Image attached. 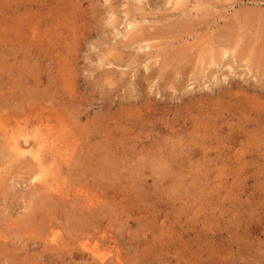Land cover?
Wrapping results in <instances>:
<instances>
[{"label":"rangeland","instance_id":"374dc122","mask_svg":"<svg viewBox=\"0 0 264 264\" xmlns=\"http://www.w3.org/2000/svg\"><path fill=\"white\" fill-rule=\"evenodd\" d=\"M20 1L0 131L33 130L68 204L26 218L45 177L0 157V264H264V0H71L41 36Z\"/></svg>","mask_w":264,"mask_h":264},{"label":"bare ground","instance_id":"6f19581e","mask_svg":"<svg viewBox=\"0 0 264 264\" xmlns=\"http://www.w3.org/2000/svg\"><path fill=\"white\" fill-rule=\"evenodd\" d=\"M75 1V0H74ZM78 1V0H76ZM93 1V0H92ZM110 1V0H109ZM69 2H71L69 4ZM67 2L66 0H21L19 2V4L17 5L19 8L20 7H24L26 9V12L21 16L20 19L28 21V23H34L38 25V28L36 26L33 27L32 32H34L35 35H40L42 34V32H44L43 29H45L47 32L49 31L47 27H51L52 30V26L56 24V22L62 21V17L67 16L68 18L70 17L69 11L70 9H74V3L73 1H69ZM179 1L176 0L175 3H178ZM99 4V3H98ZM74 6V7H73ZM23 8V9H24ZM35 8V12H32L30 10ZM94 8V7H93ZM97 8V7H96ZM179 8H181L179 6ZM100 10V8H99ZM102 10V9H101ZM97 11V10H96ZM111 11V10H110ZM101 12V11H100ZM17 13V12H16ZM97 13V12H96ZM109 13V12H108ZM113 14V12H112ZM96 16V15H95ZM98 16V15H97ZM19 17V16H18ZM108 17V16H107ZM47 22V23H46ZM24 24V21L22 22ZM26 23V22H25ZM51 23V24H50ZM115 23V22H114ZM169 24V23H168ZM132 26L134 24H131ZM40 27H43V29H41ZM98 27V26H97ZM176 27V26H175ZM150 28V27H149ZM105 29V28H104ZM132 29V28H131ZM45 31V32H46ZM159 31V30H158ZM138 32V31H137ZM167 32V31H166ZM155 33V32H154ZM135 34V33H134ZM139 34V33H138ZM149 34V33H148ZM41 36V35H40ZM131 36V35H130ZM164 37V36H163ZM58 38V37H56ZM135 38V37H134ZM142 37H137L138 39H141ZM150 39V38H149ZM148 40V39H146ZM142 41V40H141ZM132 42V41H131ZM126 43V42H125ZM156 44V43H155ZM130 47V46H129ZM150 47V46H149ZM226 49H228L226 47ZM241 49V48H240ZM179 50V49H178ZM215 50V49H214ZM224 51V50H223ZM228 50H225L224 53H226ZM174 52V51H173ZM216 52V51H215ZM214 52V53H215ZM240 53V52H239ZM157 54V53H156ZM217 54V53H216ZM245 54V52H244ZM256 54V53H255ZM218 55V54H217ZM258 56V55H257ZM108 58V57H107ZM110 58V57H109ZM121 59V58H118ZM255 59V58H254ZM178 60V59H177ZM257 60V59H256ZM261 60V59H260ZM121 61V60H120ZM258 61V60H257ZM253 62V61H252ZM115 63V62H114ZM164 63V62H163ZM262 63V61H261ZM161 65V64H160ZM177 69V68H176ZM2 124V123H1ZM3 125V124H2ZM5 125V124H4ZM1 126V125H0ZM7 126V125H6ZM3 127V126H2ZM7 129V128H6ZM1 130V129H0ZM3 130V129H2ZM26 128L21 129L18 132V135H15V133H12L9 135L8 131H5L4 133H2L1 131V138H0V154L1 155H5V156H0L1 158H8L15 161V163H17L18 168H24L27 172V174L29 175V177H32L33 179H37V178H41V172L43 173V176L45 178H43V182L38 184V185H30L32 188L31 191V197H32V204L30 206L31 208V212H33V214H31V212L29 214H27L25 217L26 218H32L33 215H37L38 211L41 210H50L53 208V210L55 209H59L60 206L62 207L63 204L67 205L68 201L65 200H61L60 201V205H56V202L58 203V201L53 200V196H51L50 192L55 189L53 186V182L50 181L47 178V174L50 171V167L48 166V155H46V153L51 152L50 149L46 150L41 148V144L38 141L39 138H35V134L31 132H29V130L26 132ZM70 131V130H69ZM60 133V132H59ZM51 135V133H50ZM51 139V138H50ZM53 140V139H52ZM54 143V142H53ZM49 148V147H48ZM52 153V152H51ZM49 154V153H48ZM55 161V158H54ZM50 163V162H49ZM15 165V164H14ZM51 165V164H50ZM16 166V167H17ZM53 166V165H52ZM51 166V167H52ZM55 167V166H54ZM53 169V167H52ZM18 170V169H17ZM21 171V170H20ZM37 174H34L36 173ZM18 174V172H17ZM2 178V177H1ZM3 181H0V185ZM36 182V181H35ZM56 187V186H55ZM1 188V187H0ZM57 189H59L57 187ZM56 190V189H55ZM50 191V192H49ZM55 192V191H54ZM67 193V192H66ZM59 194V193H58ZM64 194V193H63ZM62 194V195H63ZM68 195V194H67ZM29 198V197H28ZM50 198V199H48ZM64 199V198H63ZM31 200V201H32ZM29 206V205H28ZM84 207V206H83ZM81 209V208H80ZM42 212V211H41ZM43 212V213H44ZM55 213V212H54ZM41 214V213H40ZM42 215V214H41ZM48 215L50 217V215H52V211L51 214L48 212ZM24 217V218H25ZM42 217V216H41ZM40 217V218H41ZM53 217V216H51ZM48 218V217H47ZM27 220V219H26ZM29 220V219H28ZM40 220V219H39ZM52 220V219H51ZM38 222V220H37ZM53 220L51 221V223H47L48 226H50L52 228L53 226ZM44 223V222H43ZM46 223V222H45ZM36 227V226H35ZM6 237V236H5ZM21 238V237H20ZM23 238V237H22ZM19 239V238H18ZM17 239V240H18ZM22 240V239H21ZM26 240V239H25ZM20 241V239H19ZM24 241V240H23ZM27 241V240H26ZM35 242V241H34ZM70 242V241H69ZM67 240H64L62 243H60L57 247L58 248H63V247H67L70 246ZM21 243V241L19 242ZM26 243V242H25ZM27 244V243H26ZM7 243L5 241H1L0 240V252H3V249L6 247ZM47 246V245H46ZM16 249L20 246H15ZM32 247V246H31ZM35 248V247H34ZM52 248V247H44L42 248L40 251H36V249H34V253L30 254V260L31 258L34 261H37L39 259H53V253H49L47 251V249ZM6 249V248H5ZM56 249V248H53ZM65 249V248H64ZM28 251H30L31 249H27ZM11 251V250H10ZM13 251V250H12ZM11 251V252H12ZM62 252H59L60 256H64L63 253H65L63 250H61ZM66 251V250H65ZM54 252V251H53ZM56 252V251H55ZM58 253V252H57ZM8 255V253H6ZM16 254V253H15ZM56 253H54L55 255ZM3 256H5V254H1ZM58 255V254H57ZM14 256V254H13ZM56 258V256H55ZM59 258V257H57ZM58 260V259H57ZM100 264V263H99Z\"/></svg>","mask_w":264,"mask_h":264}]
</instances>
